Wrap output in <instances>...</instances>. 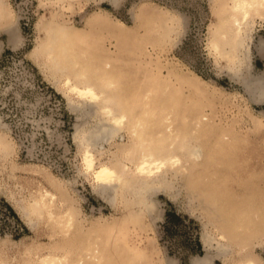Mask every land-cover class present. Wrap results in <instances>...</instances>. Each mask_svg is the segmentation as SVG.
Returning a JSON list of instances; mask_svg holds the SVG:
<instances>
[{"label": "rangeland", "instance_id": "374dc122", "mask_svg": "<svg viewBox=\"0 0 264 264\" xmlns=\"http://www.w3.org/2000/svg\"><path fill=\"white\" fill-rule=\"evenodd\" d=\"M5 1L13 17L0 21V134L8 145L0 155V254L8 263L22 262L28 246L39 255L52 246L59 253L71 247L77 253L80 236L98 223L100 236L109 240L104 246L115 251L108 264H119V253L132 251L148 253L150 264H194L207 254V233L213 245L221 233L232 244L215 264H236L250 254L264 262V103L250 99L234 78L237 71L212 44L222 21L228 23L227 35L234 33L232 0H119L117 6L109 0ZM93 14L105 15L110 27L89 30L86 22ZM50 23L77 33L90 31L92 45L101 49L99 60L112 63L111 73L125 91L121 99L134 103L135 116L144 111L138 96L153 86L161 70L163 76H169V67L188 78L197 75L208 84L210 91L200 96L187 87L177 91L171 121L154 123L151 130L156 134L171 126L179 141L192 133L203 149L202 159L184 158L185 168L167 173L166 190L153 197L158 205L154 216L143 207L132 208L122 196L112 205L110 194L102 197L92 172L85 171L81 140L84 132L99 126L103 111L93 104L78 108L64 79L36 55ZM13 25L21 36L18 44L7 33ZM244 27L240 69L259 77L264 75V10L252 11ZM198 114L208 117L209 124L196 127ZM134 141L127 122L118 137L94 147L96 166L122 161L123 150ZM46 191L57 194L54 218L23 215L27 204ZM69 208L76 223L66 235L55 222Z\"/></svg>", "mask_w": 264, "mask_h": 264}, {"label": "bare ground", "instance_id": "6f19581e", "mask_svg": "<svg viewBox=\"0 0 264 264\" xmlns=\"http://www.w3.org/2000/svg\"><path fill=\"white\" fill-rule=\"evenodd\" d=\"M109 2L113 6H117L119 0H109ZM231 9L234 12L231 16L234 17L232 21L233 25L231 24L234 33L229 37L226 32L229 31L228 23L226 20L222 21V25L219 28L220 35L218 36L217 34V39L212 43L214 51L225 59L231 70L237 71L234 78L241 82L250 99L256 104H263L264 75L252 77L245 74L240 69L238 57L240 48L244 47L246 42L244 25L250 18L252 11L264 10V0H232ZM12 17L13 14L8 8V3L5 0H0V21L12 20ZM86 24L89 30L97 27H110V23L103 14H93L88 18ZM7 33L10 42L18 44L21 38L18 27L16 25L9 27ZM92 37L90 31L77 33V31L71 28L50 23L48 26V36L42 43L37 45L35 53L37 56L46 58V63L50 66L56 77L58 75L61 79H64V83L62 84L78 100H76L78 108L85 109L88 104L102 107L103 119L101 118L99 126L97 125V128H91L90 131L84 132V137L82 140L80 139L84 146L82 148H85L84 154L82 153L84 155L85 171L92 172L91 174L96 182L98 193L102 197H107L110 194V199L108 200L112 205L117 202L118 196H122V199L128 205L133 206L132 208L139 206L143 207L149 214L154 211L156 212L155 209L158 208V205L154 202L153 197L157 192L166 190L168 184L167 173L176 166H179L180 169L185 168V161L202 159L203 149L199 145V138L194 137L192 133L187 134V136L179 141L174 135V131L170 128L171 126H168L165 131L161 130L156 132V134H152L154 131L151 130L156 127L154 123L160 122L164 124L166 121H171L172 114L175 111L174 107L176 108L177 106V100L173 96L177 91L179 94V91L183 90V87H187L193 94L198 96L209 92L210 88L199 76L191 75L193 77L188 78L187 75L185 76L181 72L169 67V76H163L164 74L162 75L161 70L158 79L154 78L157 81L153 83V86L150 85L151 88H148L145 92L142 89L138 92L139 94L142 91L144 92L137 98V101L143 105L144 111L142 112V116L139 115L141 113H138L139 116H135V109L137 108L133 107L134 103L132 106L128 101L121 99L125 91L121 89V83L119 84L118 81L119 78H115L114 75L116 74L113 75L111 73L114 72L112 63H104L99 60L101 59V49L97 45H92ZM262 46L264 48V44ZM165 98L172 100V104L168 105L170 102L168 101L169 103L167 102V104ZM164 111H168V113L161 114ZM158 113L163 115V117L160 116L158 119ZM194 120L197 121L196 127H202L204 124L206 125V123L209 124L210 122L208 117L201 114L195 116ZM127 122L132 127L135 141L123 150L124 159L121 161L118 158L119 160H114L115 162L113 163V160L110 161L112 164L100 163L99 166H96V155L93 152L94 147L96 148L97 145H102L118 137ZM80 140L78 143H80ZM176 141H179V143ZM7 149V141L0 134V155L6 154ZM183 159L185 160L184 162ZM55 193L49 191L41 193L30 204H27L28 206L23 209V215L25 214L28 218L34 215L35 219L36 216L42 219V217L44 218L47 215L54 218L55 214L52 212V206L56 205L54 202L58 199ZM59 198L61 197L59 196ZM64 212L65 214L62 216L57 214L61 217L55 223H58L57 226H60L61 233L63 232L68 235L75 228L76 213L71 208ZM152 213L151 215H153ZM33 220L31 221L30 219L29 221L32 227L35 226ZM100 224L98 223V226H94V229L88 233L85 231V235H83V232L81 233L83 236L79 235L83 243L77 253L72 247L63 253H59L57 251L58 247L54 248L52 246V249L49 248L48 252H44L40 256L39 253L34 254L38 250L28 246L29 248H25L26 251L23 254L26 257L23 256L24 259L21 258L23 259L22 262L15 264H108L107 260L111 252L115 251H110L109 248L104 246L108 245L109 240L107 237L108 241L104 240V235L100 236L102 233ZM207 234L203 236L207 254L204 257L197 258L194 264H215V258L223 257L222 255L227 254L232 247L231 241L225 233L220 234V241L216 245L214 244L215 246L213 245L214 239ZM244 245L246 244L244 243ZM212 250H215V253ZM59 251L64 250L61 249ZM36 255L39 256L37 257ZM119 260V264H150L149 254L144 251H132L129 254L127 252L119 253ZM8 261L10 260H7L3 253L0 254V264H10ZM236 264H264V262L250 254L245 260Z\"/></svg>", "mask_w": 264, "mask_h": 264}, {"label": "crops", "instance_id": "0c3cea01", "mask_svg": "<svg viewBox=\"0 0 264 264\" xmlns=\"http://www.w3.org/2000/svg\"><path fill=\"white\" fill-rule=\"evenodd\" d=\"M218 254H220V253H218ZM225 255H228V254H224V255H222V256H225ZM220 258V257H219Z\"/></svg>", "mask_w": 264, "mask_h": 264}]
</instances>
